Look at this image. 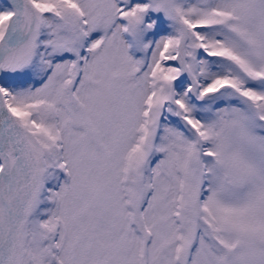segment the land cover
<instances>
[{
	"label": "snow or ice",
	"instance_id": "1",
	"mask_svg": "<svg viewBox=\"0 0 264 264\" xmlns=\"http://www.w3.org/2000/svg\"><path fill=\"white\" fill-rule=\"evenodd\" d=\"M0 264H264V0H0Z\"/></svg>",
	"mask_w": 264,
	"mask_h": 264
}]
</instances>
